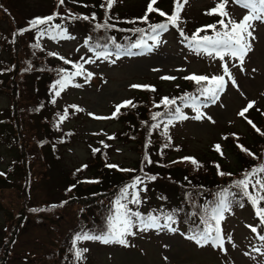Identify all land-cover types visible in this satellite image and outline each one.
I'll list each match as a JSON object with an SVG mask.
<instances>
[{
    "label": "rangeland",
    "instance_id": "374dc122",
    "mask_svg": "<svg viewBox=\"0 0 264 264\" xmlns=\"http://www.w3.org/2000/svg\"><path fill=\"white\" fill-rule=\"evenodd\" d=\"M172 1L157 0L155 8L170 14V10L176 7L175 3L172 5ZM149 2L150 0H123V6H120V0H118L116 10L122 12L124 9L136 10L143 14ZM220 2L221 0H187L180 11L179 26L169 25L168 30L160 34L159 43H155L156 47L153 48L151 55L120 57V60L115 59V62L105 65L100 62L96 64L88 62L97 55L94 50H89L86 41V25H82L78 19H72V16L64 9L68 4L91 18L92 12L99 13L98 7H86L70 0H65L63 5H57L52 0H0V33L2 36L13 40L12 37L17 32L21 45L32 41L40 44L48 52L56 53L55 56H46L44 58L46 63L53 64L61 57L68 58L70 63L66 65L67 67H72V61L78 64L80 61L83 63L82 69L94 73L91 78L80 80V87L68 85L59 96L55 95V91L59 90L58 86L54 88L56 82L46 71L28 70L19 74L22 78V89L21 99L16 97L17 105L24 106L26 107L24 110H28L42 103L38 114L28 111L27 115L29 118L32 117V121L23 131L29 137L38 138L44 132L45 135L53 138L55 158L51 156V165H46L44 160L31 161L32 183L29 186L28 204L32 214L24 212V221L19 230V236L8 246L10 256H14L13 252L23 250L21 264H43L42 257L45 250L55 244L62 230L75 223L74 217L79 201L74 199L67 205L53 207L54 209L49 210L51 205H57L66 197L74 194L68 188L70 183L78 184L73 177L99 174V165L104 161H107L104 169H109L108 165H115V168L138 166L139 147L136 141H139V138L133 140L120 133L125 128V124L120 118H113V120L110 116L113 105L122 100L134 98L133 93L137 92L140 87H132L133 85H145V82L155 83L157 87L152 88L155 89L157 97L163 99L165 96L160 94L161 88L163 92L172 94L180 79V84L184 85V77L187 75H209V77L224 75L223 65L227 64L236 83L233 84L225 75L227 79L225 89L215 103L211 100L200 104L195 102L200 112L204 114L202 119H193L192 117L197 113L192 106H189L187 107V120L167 124L169 127L167 134L171 138L172 145L179 146L178 151L172 148L173 151H170L168 155L187 154L198 161L208 162L206 159L209 158L204 153L210 154L213 146L220 145L223 152L217 155L216 159L225 168L237 171L240 161L232 150H229L223 137L227 129L236 130L245 133L243 141L251 145L257 139L260 140L256 134L264 132L263 124L254 125L253 131L256 134L250 135L246 121L249 111L255 107L262 111V116L251 115V118L254 120L264 118V22H253L250 31L255 39L249 38L251 51L245 56L243 64L230 56H225L224 60H220L215 55L196 54L189 50L186 39L184 41L182 35L178 33V28L182 31L188 30L189 34H193L198 27L218 24L221 17L207 13ZM169 7L170 9L167 10ZM225 11L229 14L228 17H224L226 23L229 19L240 22L247 14L245 9L234 0H228ZM47 16H54L50 27L60 25V29L49 32L47 31L48 25H38L37 28L31 26V21ZM148 17L150 21H158L162 18L158 12L148 14ZM60 30L65 31L70 38L64 39L56 36ZM41 31L44 35L40 34ZM52 36H56V39H52ZM1 60L11 62L9 50L0 51V62ZM93 65L104 72L97 79V71ZM165 76L175 78L179 76V79H162ZM9 102L8 92L4 89L0 90V107H5ZM250 102L254 106L243 117L240 116L239 113ZM203 105L205 107H202ZM72 106H75V109H72ZM55 110H59V113L55 115L56 118L51 116ZM65 110L69 113L61 121L59 117L65 113ZM41 116L43 118L53 117L54 123L60 126L48 128L39 120ZM24 119L27 118L24 117ZM132 128L136 129V127H127L125 131ZM64 130L69 132L63 133ZM12 131L14 133L13 128ZM63 137L65 140H62ZM26 144L30 146L31 142L27 141ZM95 144L96 147L92 146ZM45 147L44 150H48L51 145H45ZM94 149H99V151L94 152ZM151 150L152 152L160 151L159 144L152 145L148 155ZM16 155H19L16 143L12 142V146H8L0 141V169L5 170L6 164ZM150 158L156 159L157 155H152ZM146 169L152 175H156L159 170L155 165L146 167ZM0 175L1 234L2 230L9 229L10 222L13 221V213L22 212L20 208L23 196L20 186L15 187V184L7 183L3 178L4 175ZM111 178L115 182V176L111 175ZM139 178L143 183L137 185L136 189L140 190L141 194L146 192L144 188L148 184L149 187L154 188L152 180L147 176ZM33 209L38 211H33ZM160 209L159 207L155 210L158 213ZM256 221L254 211L250 206L230 207L229 211L224 213V219L220 223L224 245L223 248L217 247L216 249H213L211 242L203 246L198 245L190 239L191 235L183 234L180 225L174 228L175 231H169L166 228L140 231L134 227L132 231L135 235L126 238L129 241L128 246L84 241L83 246L88 251L83 253L85 260L82 264H264V241L257 239L248 227ZM160 223L163 225L164 219L160 220ZM1 249H4L3 244H0ZM33 250L35 259H32ZM5 264H14V262L9 260Z\"/></svg>",
    "mask_w": 264,
    "mask_h": 264
},
{
    "label": "trees",
    "instance_id": "16d2710c",
    "mask_svg": "<svg viewBox=\"0 0 264 264\" xmlns=\"http://www.w3.org/2000/svg\"><path fill=\"white\" fill-rule=\"evenodd\" d=\"M52 1L60 5L59 0ZM70 1L78 5H84L86 7L93 6L100 9L99 13L92 12L90 14L91 16L95 14V20H84L82 17L86 15H84L82 11H79V9L68 4H66L67 6L64 8L71 16L81 17L80 19L83 22H88L87 29L91 33L97 32L100 29H105H97L95 27L96 24H104L105 21L111 26L114 24L116 30L120 28L117 31L118 33L125 29L145 28L143 26L146 24H143L144 21L141 19L144 15L138 13L136 10L127 11L124 9V12L116 10L118 8V6H116L118 0H116L111 9L101 7V4L105 3V0H93L94 2L88 0ZM122 3L123 0H120V6H123ZM170 7L167 8V10H169ZM54 15L56 16V14ZM143 32L139 33L141 34ZM201 33V31L198 33L199 36H201ZM13 38H15L16 46L11 49L13 52L10 50L9 53L11 59L15 61L14 71L13 64L10 62H5L0 67V90H6L10 97L8 105L0 107V141L6 143L8 146H12V142L16 143L19 155L13 156L10 162L6 164L5 170L0 169V174L4 175L3 178L7 183L15 184V187H21L23 203L20 208L22 212L18 213L15 211L13 213V221L10 222L9 229L7 231H1L0 238H2V240H0V244L4 245V249L0 250V264H5L9 260L13 261L14 264L22 263L23 250L17 253L13 252L14 256H10V248L8 246L19 236V230L24 221V212L32 214L28 204L29 186L32 183L31 161L34 159L44 160L46 165H51V156L53 155L55 158V146L51 144L53 143V138L45 135L44 132H42L41 136L38 138L33 136L29 137L24 133L23 129L32 121V117L29 118L27 115L29 114L28 111H36V109L32 106L30 109L24 110L26 107L17 105L14 92L19 70L23 71L24 68L26 69L27 66L31 65L32 69L39 68L41 71H51V69L45 65L43 57L52 55H49L50 52H46L40 44L38 48L34 47L37 43L32 41L21 45L17 32L13 35ZM105 40H107V38L100 36V42L104 43L103 41ZM133 40V36H123L122 44L124 46L130 45ZM3 48L9 49L10 47L6 37L2 36L0 33V49ZM61 64H63L62 61L56 63L54 67L61 68ZM4 74H6V76H4ZM183 83L184 85L179 83L172 94L163 92L161 85L159 86L162 96L176 100V105L171 108H166L162 105V109H157V95H154L151 91H144V89H142L135 94L136 100L132 102L135 107L132 105L122 107L120 111L115 114V117L120 118L125 125L136 127V129H133L136 130V138H139V141H137L139 147L138 166H131V168H127L128 166L117 168L109 167V169H105V173L102 176L92 183H87V181L82 178L75 179V177H73V180L75 179L79 183V186L75 187L77 194L75 196L76 198H74L79 201V203H77V212L79 215L74 217L75 223L67 226L61 231L62 233L56 238L55 244L45 250L42 257L43 264H82L85 258L82 256L81 259L77 260L75 258V250L84 249V241H77L76 249H74L73 240L75 236L83 232L99 234L104 231L107 226V218L112 214V208L109 206L106 210L103 200H107L112 196L113 199L109 200V202L115 206V201L121 197V190L124 189L127 184L130 185L137 177L147 176L149 178L155 176L156 178L154 180L150 179L152 180L154 188L152 186L149 187V184L147 185L149 189L142 200L144 203L139 204L137 206L138 210L134 209L133 211L145 217L154 215L160 217V220L171 215L174 222L178 221L180 225L183 226L185 235L191 236H193L195 232L203 229L204 225L202 223V218L206 210L209 212L210 207L213 208L214 206L215 208L222 194L225 199L231 201L230 204H249L253 206L249 197L245 196L243 190L236 186V182L244 179L246 175L251 181L248 188L249 193L253 196L262 195L259 192L255 193V188L252 187V184L255 183L254 176L251 175L255 167L264 164V132L262 134H256L253 131V125H264V118L260 120L251 118V115L256 117L262 116V111L257 109V107L249 111V117L246 118V121L249 134H256L260 137V140L257 139L255 143L251 142L252 144L249 145L244 143L243 139L246 135L242 131V133H240L236 130L227 129L224 132V142L227 143L230 148L229 150H232L233 154L240 161V167L237 171L225 168L221 162L216 159L218 158L217 155L219 156L223 152L222 146H220V152H217L215 146H213L210 154L204 153L210 159H206L208 162L195 159L199 166L193 165L190 160H184L183 158L185 157L192 158L187 154L174 153L168 155L170 151H173L172 148H174V151H178L179 146L174 147L171 140L168 139L170 136L168 134L167 137L163 135L164 129L162 126L158 129L151 127L153 124L160 123L163 115L155 121L152 120V116L156 112L168 114L169 112H174L175 107H179L180 104H189L190 101L195 98V92L192 89H197L198 87L201 89L206 85L205 82L198 85L195 81L187 79L183 81ZM15 91L17 92V89ZM185 96L191 97L192 99H181ZM24 117L27 119H24ZM249 121L252 123L250 124ZM8 124L13 128L14 133ZM46 126L48 128H53L54 124L48 122ZM152 132L159 138H153L151 136ZM155 135L153 136L155 137ZM131 136L133 135L131 134ZM27 141L31 142L30 146H27ZM154 144H159L160 151L154 150L152 152L151 150V153L148 155L150 147ZM165 144H168V147H164ZM45 145H51V148L44 150L46 149ZM211 154H213V156ZM152 155H157V158H150ZM146 156L151 163H148V160L145 159ZM100 164L103 165L104 162ZM152 165L159 168L156 175H152V173L146 169V167L149 168ZM221 172L224 173V175H221ZM226 174L227 176H225ZM111 175L115 176V182H113ZM80 182H84V184ZM224 183L227 184L221 185ZM132 192H138L139 200H141L140 190L129 188V193ZM129 199H131V196H129ZM135 205L136 204H134V206ZM159 207L161 209L158 213L156 211L153 213L155 210L154 208ZM51 209L54 208H49V210ZM147 209L149 211L148 213L141 212ZM83 212L88 213L87 215H83ZM103 223H106V226H103ZM32 259H35L34 250Z\"/></svg>",
    "mask_w": 264,
    "mask_h": 264
},
{
    "label": "snow or ice",
    "instance_id": "6c2138e0",
    "mask_svg": "<svg viewBox=\"0 0 264 264\" xmlns=\"http://www.w3.org/2000/svg\"><path fill=\"white\" fill-rule=\"evenodd\" d=\"M116 2V0H105V3L101 4V7H106L107 9H111L113 4ZM235 3L239 4L242 8L249 10L248 14H246L240 22H236L232 19H229L228 22H225L224 17H228V12L225 11V6L228 3V0H221L220 3L217 4V6L213 9H211L207 14L209 15H219L221 18L218 20V24L220 25L222 30H217V25H208L205 26V29L198 30V33L200 31H205L208 28H211L215 35H203L199 36V34H193V36L189 40L188 47L193 49L197 54L205 53L208 56H217L220 60H224L225 56H230L233 58L238 59L241 64H243L245 56L248 52L251 51V43L249 38L255 39V37L252 36V32L250 29L252 28V24L254 21H261L264 22V0H234ZM65 3V0H59V4L63 5ZM157 3V0H150L146 14L143 18H141L144 22H147L148 20V14L158 12L159 15L162 17L166 16V22L164 23H156L149 25L151 32L155 35L151 36L150 39L156 41L159 43V36L161 33L168 30L169 25L173 27H178V21L180 19V11L182 10L185 3H187V0H174V3L176 5L175 11L172 15H167L163 11H160L159 9L155 8L154 5ZM72 19H80L81 17L72 16ZM84 20L90 19L88 16L82 17ZM95 14L92 15L91 19L95 20ZM54 19V16H48L45 18H37L33 21H31V26L33 28H37L38 25H48L52 20ZM95 27L97 29L100 28H107L112 27L105 21L104 24H96ZM55 29H60V25H53L51 28H49L47 31L51 32ZM136 32H143V29H135ZM41 35H44V32H40ZM181 35H184L181 31ZM56 36H59L60 38L68 39L70 37L67 36L66 32L63 30H60L56 33ZM56 36H52V39H56ZM185 39H188L185 37ZM113 43H115L113 41ZM143 44V41L134 43L131 45V48H140ZM34 47H39V44L34 45ZM99 47V46H97ZM117 48H119V45H116ZM91 50V49H90ZM131 55V51H125L116 53L117 56L119 55ZM49 55L55 56L56 53H49ZM97 57H104L107 58L111 53L108 51H100L96 53ZM61 59H63L61 57ZM93 62V61H88ZM115 62V61H113ZM65 63H70L69 61H65ZM76 68L75 72H66V70L61 69L60 71L64 73V75L61 76L60 79L56 81V84L54 85V88L58 86L59 90L55 91V95L59 96L60 92L63 91L73 80L74 77H78L81 75H84L82 71V65H74ZM223 72L224 75L219 76H202V75H190L187 77H184V79L195 81L196 84L200 85L202 82H207V85L200 89V95L204 96L206 99L211 100L213 103H215L216 100L219 99L220 93L225 89L226 86V80L225 75L228 76V79L231 80L233 84H235V80L232 78L231 73L229 72L228 65H223ZM92 74L88 73L87 77H90ZM162 79H175V77H162ZM76 87H80L81 85H75ZM132 87H140V88H149L152 91H155L154 88L151 86H145V85H133ZM181 99L188 100L192 99L191 97H182ZM54 102V101H53ZM161 103L166 108H171L172 106L176 105L175 99H169L168 97H164L161 101ZM128 105H132L135 107V105L132 104L131 101H125L121 105L116 106V113L120 111L122 107H126ZM159 105H157L158 107ZM196 111V115L192 117L195 120H200L203 118L204 114L200 112L199 107L193 102L191 105ZM253 107V103L250 102L247 107H245L240 113V116H244L246 112L250 108ZM116 113H113L115 116ZM68 113L65 111L63 115H61L59 118L61 121H63L67 117ZM162 113L156 112L152 116V120H157L159 117H161ZM169 119L167 120V124H172L173 120H185L188 119L187 116H185L179 107H175L174 112H169ZM208 119H211V117H208ZM251 124L252 122L249 121ZM152 128H159L160 124L156 123L151 125ZM253 127H255L253 125ZM168 128L167 125L164 128L163 135L167 137ZM111 138V137H110ZM170 140L171 138L168 137ZM107 147V145H105ZM164 147H168V144H165ZM215 150L217 152L221 151L220 145L215 146ZM247 151L246 149H244ZM95 151H99V149H94ZM251 154V153H249ZM146 160H148V157H145ZM184 160H190L193 165L199 166L198 162L195 160V158H189L185 157ZM148 163H151L150 160H148ZM108 167H116L115 165H108ZM122 171H128V170H122ZM259 171L261 173H264V167H260L258 170H253L251 175H255L256 172ZM221 175H224V173H220ZM156 177L152 176L149 177V179L154 180ZM143 183V181L137 177L136 180L131 184L126 186L124 189L121 190V197L118 198L115 201V207L113 214L110 215L107 218V226L106 229L99 234H91L89 232H83L80 234H77L75 236V239L73 240V248L76 249V242L77 241H99L104 244L109 243H117L120 245L128 246L127 245V237L135 235V232L132 231L134 227H137L140 231H147L149 229H161L166 228L169 231H175L176 229L172 228L171 224L174 222L173 217L171 215H168L165 217V223L161 225L160 223V217L149 215L147 217L142 216L138 212H134L132 209L128 207V204H139V194L138 192H132L129 193V188L135 189L137 185ZM251 181L249 180L248 176L244 179H241L236 182V186L238 188H241L243 190V194L251 200L252 204L254 206H257L256 215L259 217L261 224H264V207H259V204L261 201H264V195H257L253 196L251 193H249L248 188ZM259 185V189L261 192H264V180H256L254 184H252L253 188H256V186ZM129 196H131V199H129ZM126 201V202H122ZM231 201L224 198L223 194L221 195V198L219 200L218 205L211 210L209 213L207 210L205 212L204 217L202 218V223L204 225L203 229L201 231H197L193 234V236L190 237V239L194 240L198 245L203 246L204 244H207L209 242L212 243L214 247L223 248L224 240L221 236V229H220V223L224 219V213L229 211V205ZM33 211H38L37 209H33ZM214 221V225L212 223ZM251 230L253 232H256V228L252 227ZM261 240H264V236L260 237ZM88 251V249H76L75 250V258L77 260L81 259L83 256V253Z\"/></svg>",
    "mask_w": 264,
    "mask_h": 264
}]
</instances>
